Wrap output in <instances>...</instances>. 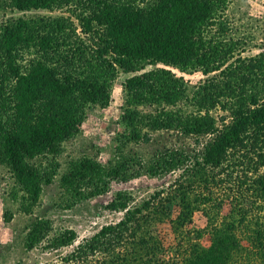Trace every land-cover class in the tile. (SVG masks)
<instances>
[{"label":"trees","instance_id":"16d2710c","mask_svg":"<svg viewBox=\"0 0 264 264\" xmlns=\"http://www.w3.org/2000/svg\"><path fill=\"white\" fill-rule=\"evenodd\" d=\"M230 1L0 0V164L18 185L21 212L31 215L58 176V206L69 209L107 193L113 181L182 170L173 194L162 188L133 203L131 191L118 190L106 207L123 216L83 238L60 263L46 264H169L153 227L174 195L181 209L171 221L173 251L183 264H236L237 257L264 264V48L242 54L247 43L229 33ZM58 10L66 14H53ZM196 71L206 78L190 87L184 73ZM121 74L125 105L115 154L107 163L82 155L63 169L65 142L82 132L88 109L111 104ZM160 130L208 139L193 154L126 151ZM224 186L234 197L221 217L225 199L215 188ZM249 197L259 210L252 216ZM196 210L207 215L206 226L184 230ZM13 217L5 210L6 222ZM206 232L208 245L201 241ZM77 238L75 229L55 231L52 219L36 215L24 246L60 249Z\"/></svg>","mask_w":264,"mask_h":264},{"label":"rangeland","instance_id":"374dc122","mask_svg":"<svg viewBox=\"0 0 264 264\" xmlns=\"http://www.w3.org/2000/svg\"><path fill=\"white\" fill-rule=\"evenodd\" d=\"M59 11H54L53 14H59ZM3 14L0 12V21ZM225 14L228 18L231 36L241 38L247 43L242 49L244 56L256 54L264 48V0H231ZM172 70L179 73L178 68H172ZM184 75L190 87L197 85L206 78L200 71L184 73ZM124 77L125 75L121 74L114 83L111 104L106 108L96 106L88 109L87 117L82 123V132L65 142L63 153L59 157L63 169L69 160L82 155L96 156L102 163H107L115 154L114 138L118 132L123 130L119 121L125 105L122 87ZM218 113L220 114L222 111L214 110V114ZM207 139L208 137H202L197 143L196 138L191 135L187 136L179 131L160 130L152 133L149 142L131 143L126 151L131 154L138 153L145 158L150 157L159 149L166 148L183 149L193 154V152L196 153L201 150ZM181 171L178 169L160 177H149L144 174L128 182L113 181L107 193L85 199L69 209L58 206L62 198L58 176L53 184L45 186L41 202L29 215L20 211L19 188L10 168L0 164V264L60 263L62 257L69 253L83 238L93 235L103 225L117 222L123 216V211H113L106 207L118 190L127 189L131 191L135 199L133 203L147 199L155 191L162 188L165 189V195L171 194V192L173 194L172 183ZM226 172L223 174L224 176L227 175ZM226 185L232 184L226 181ZM225 186L221 189L215 188V196L225 199V206L220 212L221 217L230 211V200L234 197L231 189ZM13 192H16L17 199L13 197ZM174 197L172 202L168 204V215H163L162 220H156L157 224L153 227V234L158 237L163 246L161 254L163 259L169 260V264H183L182 257L173 251L177 240L171 221L181 209L180 197L178 195H174ZM246 199H250L246 202L248 214L250 216L257 214L259 210L255 206H251L252 199L250 197ZM7 209L14 213L10 222H6L4 219V213ZM36 215H45L52 219L55 231H62L67 228L75 229L78 238L74 245L60 249H46L44 247L46 243H43L32 250H27L24 246L27 225ZM206 224L207 215L201 210H196L189 223L184 226V230L195 231L204 228ZM201 241L205 245L210 243L209 232L204 234ZM244 244L248 245L246 240H244ZM240 262L249 264L244 258L237 257L235 263L240 264Z\"/></svg>","mask_w":264,"mask_h":264}]
</instances>
